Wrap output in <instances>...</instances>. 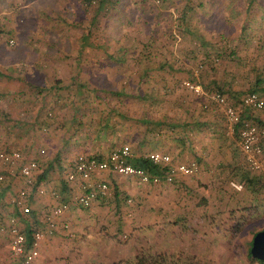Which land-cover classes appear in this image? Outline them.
I'll return each mask as SVG.
<instances>
[{"label":"crops","instance_id":"crops-1","mask_svg":"<svg viewBox=\"0 0 264 264\" xmlns=\"http://www.w3.org/2000/svg\"><path fill=\"white\" fill-rule=\"evenodd\" d=\"M101 1L105 4L107 0ZM115 1L118 5L116 8L122 5L120 14L104 17V4L95 9L93 15L90 8L87 10L86 0H0V15L4 18L0 28V53L4 50L3 39L15 37L54 42L57 47L52 48L50 53L53 52V55L65 59L69 57V61L65 63L71 64V68L76 67L78 71H89L97 66L98 60L93 58L95 55L104 56L113 63H126L128 55L134 54L125 47L116 45L117 47L111 48H95L88 46L86 41L91 42L94 33L100 37L101 44L106 46L113 41H124L131 37L137 38L138 41L139 37L143 38L136 33H145L146 38H150L151 35L147 34H151L153 30L149 31L147 28L143 30L142 27L149 26L148 21L151 20L149 17L152 16H155L152 22L159 23L157 22L160 21L157 19L159 15L156 14L162 12L164 15L162 14L160 19L180 18L183 22L184 44L188 45L184 54L188 60L196 57H198L197 61L202 60L201 57L209 53L208 49L211 53L222 52L220 50L225 49L223 51L227 54L230 50L237 52L242 58V64H249L247 69L251 66L252 69L256 67L259 55L254 49L253 42L264 32L260 31L255 37L250 35L249 39L241 26L239 28L246 19H249L250 23L254 20L252 24H255L260 23L261 16H264L262 10L259 11L261 15L259 12L253 15L241 10L243 5L248 6L251 1L166 0L161 7H155L151 0ZM256 3L254 4L257 9L264 8V0ZM45 9L47 14L44 15ZM154 9H157V12ZM132 14L138 16L132 17L130 16ZM220 16H222L220 20L222 25L236 26L234 38L230 37L226 30L214 26V21L219 20ZM262 36L264 38V35ZM199 38L209 42L208 47L207 45L201 47L202 43H196ZM227 39L232 40L229 45H226ZM72 41H75L72 47H61ZM194 48H197L198 52L194 51ZM47 50L44 49V54L49 55ZM144 56L146 53L141 50L137 54V64L145 60ZM63 66L64 62L56 60L42 65L43 69L40 67L39 71L42 74L52 71L58 73L64 68ZM193 67L188 65L190 69ZM236 69L234 72L241 74L242 68ZM146 70L148 67L143 69V72ZM67 75V71L59 75L56 83L54 80H47L43 75V80L34 85L41 93L36 97V102L41 105L48 104L49 107L57 105L66 107L67 101L70 100L69 103H76H74L75 109H91L93 102L91 98L79 101L78 98L71 97L68 100V97H63L67 90L62 91L61 88H74L71 86L73 82L64 79ZM231 76L232 74L229 75ZM197 79L199 80V77ZM140 80L139 86L147 83L146 80ZM124 98L126 99L117 107V111L108 110L111 117L109 115L108 119L102 122L98 131L92 129L91 125H84L86 131L81 135L85 136L84 144L94 143L91 148L84 145L70 148L73 143L69 137L76 132L78 126L72 117H65L61 112H58L61 117L54 113L55 116L52 118L41 114L35 124L26 125L25 129H21L17 135L19 137L23 134L28 136L38 133L36 129L40 127L48 128V133L41 131L46 138H39L41 140L37 142L39 139L36 137V144L32 148L27 149V145L23 147V143L20 145L27 159L39 162L41 171L38 185L45 188L46 194L38 195L36 191L33 192L29 201L33 213L31 216H23L20 209L14 205V199L25 188V181L1 166L0 174L6 179L0 187V224L8 227L9 220L16 217L19 219L20 230L25 233L32 230L34 224L44 228L45 217L59 203H71L76 196L83 194V184L80 179L73 183L67 181V174L74 169V161L80 154L105 158L112 149L127 143L132 147L134 163L143 162L149 153L163 152L170 155L175 164L198 163L201 168L200 174L194 177L180 176L174 184L160 185L143 184L136 178L112 172L97 175L92 183L106 181L110 186L108 197L101 198L90 209L71 205L58 220L60 227L57 233L42 241L40 257L34 264H117L133 260L139 251L138 238L142 233L166 228L169 225L176 228L185 226L187 223L185 219L192 217L210 219L220 213V207L215 205H218L221 195H229L231 198L232 202L228 204L232 206L229 208L236 209L245 205L252 209L258 208L259 212L264 214V175L252 172L246 167L244 156L237 147L235 138L225 134L224 120L216 116L212 123L190 122L187 131L186 124L171 126L169 114L150 111L151 107L157 105V100L151 101L145 95ZM133 105L136 109L132 108ZM60 106L57 108L59 109ZM4 107L7 114L10 116L14 114L7 104ZM248 111L249 109L243 110L244 119L256 124L264 132V111H258L256 116ZM33 114L29 116L32 118L30 121H34ZM0 120H3L2 115ZM2 125L6 127L3 121ZM82 128L83 126L79 127ZM17 130L19 129L6 127L4 133L10 137L16 136ZM111 137L116 143L112 146ZM262 144L264 146V135ZM41 150H46L47 155L42 156ZM223 169L234 172L232 181L244 185V195H236L234 189L229 194L220 193ZM53 192L58 193L60 198L55 199ZM127 199H132L133 204L128 205ZM197 207L202 209L204 207L205 210ZM64 224L68 225V229L63 228ZM9 243L8 233L1 235L0 264H22L20 260L12 257Z\"/></svg>","mask_w":264,"mask_h":264},{"label":"rangeland","instance_id":"rangeland-1","mask_svg":"<svg viewBox=\"0 0 264 264\" xmlns=\"http://www.w3.org/2000/svg\"><path fill=\"white\" fill-rule=\"evenodd\" d=\"M86 3L88 6L87 10L90 8L93 15L95 9L101 6V0H86ZM117 6L115 0L105 1L103 5V16L108 17L116 13L117 15L120 14L122 5L120 4L119 8H116ZM243 6L245 7L246 5ZM48 10L50 11V9ZM259 11L261 9H257L255 5L252 11H248L247 13H253L255 15L254 13H258ZM46 12L47 9L43 12L44 15L47 14ZM155 12H157V9ZM158 13L156 15H159V17L163 14L162 12ZM259 15H261L260 12ZM122 16L124 17V14ZM130 16L137 17L138 14H132ZM154 17H149L151 19L148 21L149 26L142 27L143 30L146 28L149 31L150 29L151 31L153 30L151 34H147L151 35L150 38H146L145 33H136V35L140 34L143 37H139V41L137 38L131 37L124 39V41H113L110 45L106 46L101 44L100 37L94 33L88 46L111 48L121 45L127 50H130L134 55L131 56L129 54L127 57L128 62L122 64L119 62L113 63L104 56L100 57V55H95L93 58L98 60L97 66L92 67L89 71H78L75 69L76 67L71 68V64L65 63L69 61V57L65 59L64 57L53 55V52L50 53L52 48L57 47L54 42L49 40H25L15 37H5L2 42L4 50L0 53V94L4 97V106L7 104V106L11 107L14 114L11 116L7 114L5 107L0 111V115L3 118V120H0V150H19L23 152L24 150L20 148L22 143V146L27 145L26 147L28 149V147L32 148L36 144L37 139L46 138L45 135L41 134V127L36 129L38 133H33L28 136L23 134L20 137L17 135L21 132V129L26 128V125L35 124L39 115L42 114L44 116L48 112H52L53 116H55L54 113L60 116L58 112H61L63 116L74 119L78 128L69 137V139H72V145L74 146L70 148L73 149L75 146L83 145L91 148L92 145L94 146V143L89 144L86 142L84 144L85 136L81 135L83 131H86L84 125H91L92 129H97L98 131L102 122L107 120L109 115L111 117V114H108V110L112 109L117 111V107L121 106L122 102L126 99L124 97L145 95L151 101L157 100V105L151 107L150 111L169 114L170 122H172L171 126L188 124L185 128L187 131L192 122H196L197 124L212 123L216 116L223 120L222 113L216 106L207 103L208 108L205 109L203 100L182 88L184 80L194 78L195 70L193 69H198L199 65H202L203 69L199 73L198 81L207 89L218 90L223 87L224 90H228V93H232V104L253 90L260 91L264 96L263 89L256 86L258 77L262 76L264 72V46L258 45L255 42L253 43L254 49L259 55L255 69H252L253 66L247 69L249 64L245 63L244 65L242 61L228 59V63H223V65L225 64L227 67H230L231 73L228 74L223 69V65H220L215 70L210 65L203 64L199 62L200 60L197 61L198 57L188 60L184 54L188 45L184 44L185 41L181 42L177 38V19H170V17H168L169 19H160L158 17L157 19L160 21L157 22L159 23L154 24L152 22ZM221 19L222 16H220L219 20L216 19L217 21L213 23L214 26L226 30L229 36L234 38L236 26L222 25V22H220ZM128 25L130 26L129 23ZM255 25L257 26L251 27V35H254V37L260 31H264V22L260 25ZM261 27L263 29L259 30ZM255 33L257 34L255 35ZM11 39L15 41L14 46H11L9 43ZM231 41L227 39L226 45H229ZM69 43L68 45L60 46L63 48L75 45V41ZM45 48L49 50V52L47 50L49 55L44 54ZM141 50L146 53V56H144L145 60L137 64V54ZM194 51H196L195 48ZM62 58L64 59L61 60ZM101 59L104 61L101 62ZM237 59L242 58L238 57ZM56 60L64 62L63 67L65 69L62 68L58 73L52 71L42 74L39 71L42 65ZM233 63L234 65H231ZM188 65L195 67L190 69ZM147 67L148 72L144 73L143 69H147ZM240 67L242 68L241 74L235 73L234 69L237 70L236 68ZM65 71L68 72V75L64 76V79H69L70 82H73L71 86L74 88H61L62 91L67 90L63 97H68V100L71 97L78 98L79 96L84 99L91 98L93 100L91 109H75V102L69 103L70 100L67 101L68 106L66 107L57 105L60 106L59 109L57 106L49 107L48 104L41 105L36 102V97L41 95V93L38 88L36 89L37 86L34 85L43 80V75L46 76L47 80H54V83H56L58 82L59 75L64 74ZM230 74H232L231 77H229ZM140 79L146 80L147 83L144 86H139ZM132 108L136 109V106L133 105ZM248 112L256 116L258 111L249 110ZM32 113L35 115L34 121H30L32 118L29 116ZM27 119L29 122H27ZM2 121L7 128L13 127L19 129L16 132V136L10 137L5 135L4 128L6 127H3ZM82 126L83 128L79 129ZM44 133H48V128L47 132ZM36 137L38 138L35 139ZM41 139L37 140V142ZM115 144V140L112 138L110 145ZM125 144L127 145V143ZM232 173L234 172L227 171L226 169L221 171V177L223 178L222 184L220 185L221 194L223 192L229 194L232 191L233 188L230 185V182L234 178ZM244 193V191L237 192L236 195H244ZM220 201L222 204H220ZM231 202L232 200L229 198V195H221V198L217 202L218 205H215V207H220V213L213 215L214 217H210V219L192 217L191 219H185L187 222L185 226L176 228L173 225H169L166 228L142 233L138 238L139 251L137 256L140 254H163L170 258L169 261L177 264H262L251 258L249 254L254 237L257 233L264 230V214L260 213L258 208L252 209L250 206L245 205H241L236 209L229 208L232 205L228 203ZM197 208L205 210L204 207L203 209L201 207ZM232 212L236 213V217L233 219H231ZM242 216L248 217L250 221L240 233L234 234L232 225L235 223L237 225Z\"/></svg>","mask_w":264,"mask_h":264},{"label":"built area","instance_id":"built-area-1","mask_svg":"<svg viewBox=\"0 0 264 264\" xmlns=\"http://www.w3.org/2000/svg\"><path fill=\"white\" fill-rule=\"evenodd\" d=\"M155 7H161L165 0H151ZM4 23V18L0 15V28ZM178 40H181L177 35ZM11 46L15 41H9ZM203 69L199 65L194 71V78L184 80L182 88L193 93L197 98L203 100L204 108L208 104H213L222 113L225 124V134L235 138L237 147L242 152L246 167L252 172L264 175V146L262 139L264 132L254 123L243 120V110L264 111V96L259 92H250L242 98L241 105L234 106L228 98L219 91H208L198 81L199 73ZM262 87L264 89V77ZM5 104L4 97L0 94V111ZM47 117L52 118L53 113L48 112ZM47 132V128H43ZM40 154L46 156L47 152L41 150ZM159 172L153 173L150 168L137 166L133 163V153L130 146L112 150L107 157H98L80 154L74 161V169L67 174V181L73 183L80 179L82 181L83 194L76 196L71 203H59L49 215L45 217V227L35 230L31 245L28 244L26 234L20 230L18 218H11L9 226L0 224V237L8 233L10 238V253L13 258L23 261L24 264H34L40 257L42 241L47 237H53L59 227V219L75 205L81 209H90L94 203L101 198L108 197L110 186L106 181H92L97 175L112 172L125 177H133L143 184L160 185L162 183L174 184L180 176L194 177L200 174L201 168L198 163L175 164L172 157L163 152L149 153L146 157ZM0 166L5 167L10 173L20 177L25 181L23 188L14 199V205L20 209L23 216H29L32 208L29 205L30 197L36 191L38 195H45L46 190L42 186H37L40 164L37 160H30L19 150H0ZM6 177L0 174V187L5 182ZM230 185L237 192H242L245 187L241 183L231 181ZM53 197L59 199L58 193L53 192ZM127 204L132 205L133 200L127 199ZM68 229V225H63Z\"/></svg>","mask_w":264,"mask_h":264},{"label":"trees","instance_id":"trees-1","mask_svg":"<svg viewBox=\"0 0 264 264\" xmlns=\"http://www.w3.org/2000/svg\"><path fill=\"white\" fill-rule=\"evenodd\" d=\"M108 1V0H107ZM248 1H251L250 2V4L247 6H243L242 8H241V10L242 11H245L246 13L249 11V12H251L252 11V9H253V7H255V2H257L256 4H258V1L259 0H248ZM165 3H166V0H165ZM164 3V4H165ZM102 4H104V1H101V5ZM164 4H163V6H164ZM257 8V7H256ZM263 12H264V8L263 7H259ZM258 8V9H259ZM246 9V10H245ZM255 14V13H254ZM252 22H255L254 20L252 21ZM252 22L250 23L249 22V19H246V20H244V22L241 24V28L243 29V32L247 35V37L249 36V39H250V35H251V27L252 26H257V25H255V24H261V23H263L264 22V16H261V18H260V23H255V24H252ZM262 29H263V27H261ZM260 28V29H261ZM176 32H177V34H178V36H179V38L181 39V42H183L184 41V35H185V28H184V25H183V22H181V20H180V18L179 19H177V22H176ZM264 32V31H263ZM1 33V32H0ZM262 35H264V34H262ZM257 36L256 38H255V40H254V42L255 43H257L258 45H262V46H264V38H263V36ZM259 37V38H258ZM250 41V40H249ZM253 41V40H252ZM202 43L203 44V46H201V47H205L206 45H207V47H208V43L209 42H206L205 40H203V39H201V38H199V40L198 41H196V43ZM253 42V43H254ZM190 43V42H189ZM86 44L88 45L89 44V42H88V40L86 41ZM196 46V45H195ZM206 47V48H207ZM223 50H225V49H222V50H220V51H222V52H213V53H211L210 52V50L208 49L207 50V52H209V53H207V54H204L203 55V57H201V59L202 60H200V62H202L203 64H207V65H210L211 66V68L212 69H218V67L220 66V65H223V63H228V59L229 60H237V61H240L241 62V60L242 59H237L238 57H240L239 55H238V53L236 52H231V50L230 51H228V54L225 52V51H223ZM196 51L198 52V50H197V48H196ZM241 58V57H240ZM226 59V60H225ZM207 65H206V67H207ZM231 65H234V63L233 64H231ZM223 69H225V71H227L226 73H231L230 72V67H227L225 64L223 65ZM146 73L148 72V70H146L145 71ZM144 72V73H145ZM223 72H224V70H223ZM262 74V73H261ZM236 75V74H235ZM144 77V76H143ZM236 77H238L237 75H236ZM263 77H264V72H263V75L262 76H260V77H258V80L256 81V86L257 87H261L262 89H263V87H262V83H263ZM227 81H229L228 79H227ZM227 87H229V86H227ZM205 89L206 90H208V91H219V92H221V93H223L227 98H228V100L230 101V102H232L231 100H232V97H231V95H232V93H228L229 91L228 90H224L223 89V87H221V89H218V90H213V89H207L206 87H205ZM263 91H264V89H263ZM252 92H259L260 93V91H257V90H253ZM245 96V95H244ZM243 96V97H244ZM242 97V98H243ZM242 98L240 99V100H238V101H236L235 103L233 102V105L234 106H236V107H238V106H240L241 105V102H242ZM78 99H80L79 101H81L82 99H84L83 97H81V96H79L78 97ZM46 116H47V114H46ZM242 116H243V114H242ZM49 118V117H48ZM243 120H245L244 119V117H243ZM188 124H186V126H187ZM43 128H47V127H43ZM43 128L41 129L42 131H43ZM94 157H98V158H100V159H103V157H100V156H96V155H93ZM134 161V160H133ZM174 161V160H173ZM134 163V162H133ZM135 165H137V166H142V167H145V168H150V170H152L153 171V173H158L159 172V170H158V168L157 167H155V166H153L148 160H144L143 162H141V163H134ZM39 184V182H37V186H39L38 185ZM33 195V194H32ZM32 213L33 212H31V214L29 215V216H31L32 215ZM234 217H236V213L235 212H232L231 213V219H233ZM235 220V219H234ZM38 221V220H37ZM249 218L248 217H246V216H242L241 218H240V220L238 221V223H237V225H236V223L234 224V225H232V228L234 229L233 230V233L234 234H236V233H240L241 232V230H243L244 228H245V225L247 224V223H249ZM38 229H41V226L40 225H35L34 224V227L32 228V230H30V231H28V233L26 232H24L25 234H26V236H27V239H28V244L29 245H31V243H32V239H33V234H34V232H35V230H38ZM252 244H253V242H252ZM250 257L251 258H253L252 257V254H251V251H250ZM169 259L170 258H168V257H166V256H164L163 254H161V255H153V254H151V255H147V254H140V255H138L135 259H133V260H129V261H126V262H119V263H117V264H177V263H173L172 261H169ZM254 259V258H253ZM255 261H257V262H260V261H258V260H256L255 259ZM20 262H22V264H24L23 263V261H21L20 260ZM260 263H262V264H264V262H260Z\"/></svg>","mask_w":264,"mask_h":264},{"label":"water","instance_id":"water-1","mask_svg":"<svg viewBox=\"0 0 264 264\" xmlns=\"http://www.w3.org/2000/svg\"><path fill=\"white\" fill-rule=\"evenodd\" d=\"M252 257L264 262V230L256 234L251 248Z\"/></svg>","mask_w":264,"mask_h":264}]
</instances>
